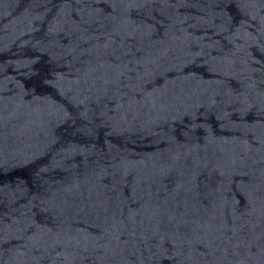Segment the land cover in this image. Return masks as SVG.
<instances>
[{
    "label": "water",
    "instance_id": "1",
    "mask_svg": "<svg viewBox=\"0 0 264 264\" xmlns=\"http://www.w3.org/2000/svg\"><path fill=\"white\" fill-rule=\"evenodd\" d=\"M0 264H264V0H0Z\"/></svg>",
    "mask_w": 264,
    "mask_h": 264
}]
</instances>
